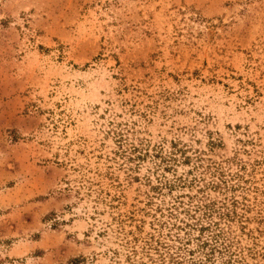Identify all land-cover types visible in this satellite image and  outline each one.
Returning <instances> with one entry per match:
<instances>
[{
    "label": "rangeland",
    "instance_id": "1",
    "mask_svg": "<svg viewBox=\"0 0 264 264\" xmlns=\"http://www.w3.org/2000/svg\"><path fill=\"white\" fill-rule=\"evenodd\" d=\"M0 264H264V0H0Z\"/></svg>",
    "mask_w": 264,
    "mask_h": 264
}]
</instances>
